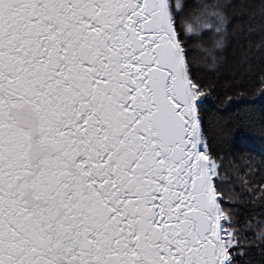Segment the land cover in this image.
<instances>
[{
    "label": "snow or ice",
    "instance_id": "6c2138e0",
    "mask_svg": "<svg viewBox=\"0 0 264 264\" xmlns=\"http://www.w3.org/2000/svg\"><path fill=\"white\" fill-rule=\"evenodd\" d=\"M257 92L264 0H0V264H264Z\"/></svg>",
    "mask_w": 264,
    "mask_h": 264
},
{
    "label": "trees",
    "instance_id": "16d2710c",
    "mask_svg": "<svg viewBox=\"0 0 264 264\" xmlns=\"http://www.w3.org/2000/svg\"><path fill=\"white\" fill-rule=\"evenodd\" d=\"M253 99L255 100L257 108L264 107V100H261L259 98L258 92H257V95L255 97H249V100H253ZM237 144L243 148L257 149L258 150V149L264 147V138L259 137L258 132L253 133V134L241 132L239 134V138H237Z\"/></svg>",
    "mask_w": 264,
    "mask_h": 264
}]
</instances>
